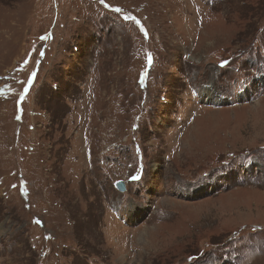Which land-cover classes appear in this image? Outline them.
Instances as JSON below:
<instances>
[{
    "label": "rangeland",
    "instance_id": "rangeland-1",
    "mask_svg": "<svg viewBox=\"0 0 264 264\" xmlns=\"http://www.w3.org/2000/svg\"><path fill=\"white\" fill-rule=\"evenodd\" d=\"M105 3L0 0V264H264V0Z\"/></svg>",
    "mask_w": 264,
    "mask_h": 264
},
{
    "label": "snow or ice",
    "instance_id": "snow-or-ice-1",
    "mask_svg": "<svg viewBox=\"0 0 264 264\" xmlns=\"http://www.w3.org/2000/svg\"><path fill=\"white\" fill-rule=\"evenodd\" d=\"M99 2H100L101 4H103L106 8L111 7L110 5H108V4L105 3V0H99ZM114 10L117 11V12L121 11V9H119V8H116V9H114ZM125 19H133V20H134L135 18H134V17H127V16H126ZM41 55H43V53H41ZM151 63H152V58H151V56L149 55V57H148V64L151 65ZM224 63L226 64L227 62H224ZM34 77H35V72L32 73V77L29 79V81H28V83H27V86H26V88H25V95H26L28 89L31 87L32 82H33V80H34ZM23 98H24V97H21V99H23ZM132 179H133V180H139V179H140V176H139V175L133 176ZM117 183H119V181H117ZM35 223L40 224L41 221H40V220H36Z\"/></svg>",
    "mask_w": 264,
    "mask_h": 264
},
{
    "label": "water",
    "instance_id": "water-1",
    "mask_svg": "<svg viewBox=\"0 0 264 264\" xmlns=\"http://www.w3.org/2000/svg\"><path fill=\"white\" fill-rule=\"evenodd\" d=\"M119 183H115V186L116 188L119 190V191H123L125 189V184L123 183L122 180H118Z\"/></svg>",
    "mask_w": 264,
    "mask_h": 264
},
{
    "label": "bare ground",
    "instance_id": "bare-ground-1",
    "mask_svg": "<svg viewBox=\"0 0 264 264\" xmlns=\"http://www.w3.org/2000/svg\"><path fill=\"white\" fill-rule=\"evenodd\" d=\"M210 86H211V85H207V86H205V87L203 88V90H204V91H205V90H208V89L210 90ZM209 92H210V91H209ZM212 94H213V93H212Z\"/></svg>",
    "mask_w": 264,
    "mask_h": 264
}]
</instances>
